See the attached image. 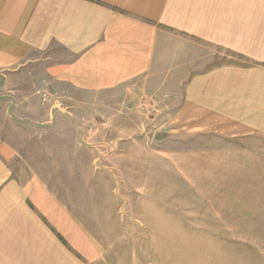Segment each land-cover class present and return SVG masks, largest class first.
Returning <instances> with one entry per match:
<instances>
[{
  "label": "crops",
  "instance_id": "crops-1",
  "mask_svg": "<svg viewBox=\"0 0 264 264\" xmlns=\"http://www.w3.org/2000/svg\"><path fill=\"white\" fill-rule=\"evenodd\" d=\"M201 45L241 62L211 66ZM136 94L158 112L150 119L164 129L158 140L184 145L147 152L144 169L158 182L139 179L147 182L139 188L161 190L170 206L175 173L196 198L212 197L198 213L217 225L215 237L239 236L253 249L241 257L227 246L219 258L221 247L217 263L264 264V0H0V97L13 121L39 130L65 116L75 131V114L108 111L112 97L117 111H134ZM119 144L111 171L139 174L119 161L138 155ZM13 151L0 140V264H121L117 240L133 221L77 214L38 168L13 172ZM108 223L113 249L101 241ZM126 264H138L133 252Z\"/></svg>",
  "mask_w": 264,
  "mask_h": 264
},
{
  "label": "rangeland",
  "instance_id": "rangeland-1",
  "mask_svg": "<svg viewBox=\"0 0 264 264\" xmlns=\"http://www.w3.org/2000/svg\"><path fill=\"white\" fill-rule=\"evenodd\" d=\"M197 49L211 66L241 62L237 56L212 46L201 45ZM42 99L45 101L46 98ZM126 99L127 96L124 95L123 100ZM135 99L136 102L139 100V104L134 111H117L119 103L112 97L108 100L111 104L108 111L75 114L74 118L79 120L77 122L71 119L76 124L74 131L65 116L57 117V122L54 121L39 130L26 123H16L9 117L4 97H0V140L14 148L10 159L13 172L29 174L35 170H26L27 168H38L39 177L45 179L49 187L63 200L75 206L77 214L117 215L125 221L130 218L133 223L123 222L125 227L122 230L125 235L122 242L117 240L118 246L123 247L119 254L121 264L127 263L131 252L138 264H224L217 263L216 252L221 247H225L226 254L219 258L228 256L227 246L234 245L233 248L242 253L248 244L245 239L237 236V229L235 240L226 237V234L215 237L217 225L202 221L204 217L198 211L210 206L212 197L208 195L204 198L206 193L200 192L199 198H196L194 190H189L175 173L171 172L170 176V206H165V200L160 197L163 193L161 190L144 191L139 188L138 185L147 186V182L142 181L143 178H148L153 183L156 177L149 175L144 169L150 161L146 159L147 152L167 149L180 151L184 145L158 140L164 129L157 128L150 122L153 114L157 112L149 106L150 97L137 95ZM133 123L138 128L133 127ZM136 131L138 135L127 138ZM121 137H125L121 140L124 143V152H135L138 157L119 161L125 166H138L139 174L120 176L115 169L111 171V166H116V153L121 143L117 139ZM160 161L152 162L156 169H163V162ZM179 161L173 159L174 165ZM184 161L191 164L195 162L194 159ZM101 163L109 164V171H101ZM157 185L155 183L151 186ZM155 203L160 206H150ZM220 226L221 229L227 227L226 224ZM235 226L242 228L243 224ZM115 230L114 224L108 223V238L104 239L106 241L101 240L107 249H113L111 244H106L114 242L115 238L112 237L115 236ZM245 249V252L253 250L250 245Z\"/></svg>",
  "mask_w": 264,
  "mask_h": 264
},
{
  "label": "built area",
  "instance_id": "built-area-1",
  "mask_svg": "<svg viewBox=\"0 0 264 264\" xmlns=\"http://www.w3.org/2000/svg\"><path fill=\"white\" fill-rule=\"evenodd\" d=\"M44 98H46V95H43Z\"/></svg>",
  "mask_w": 264,
  "mask_h": 264
}]
</instances>
